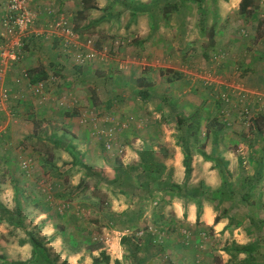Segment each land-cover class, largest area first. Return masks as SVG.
Returning a JSON list of instances; mask_svg holds the SVG:
<instances>
[{"label": "rangeland", "instance_id": "1", "mask_svg": "<svg viewBox=\"0 0 264 264\" xmlns=\"http://www.w3.org/2000/svg\"><path fill=\"white\" fill-rule=\"evenodd\" d=\"M171 1L180 2V0ZM253 1L254 5L252 6L254 8L251 10L255 14L252 19L257 20V31L255 28L247 30L244 25L250 23L238 12L229 14L226 17L222 16L217 1L211 2L210 0H205L204 2L205 8L208 9V12L204 15L199 13L195 2H188L187 8V5H184L177 11L168 7L167 13L163 14L160 10L166 2L165 0H158L153 9V17H150V15L149 17L145 16L144 13H139V16L136 17L129 16L128 24L134 23L136 29L134 30L133 28L131 29L133 31L127 33L125 31L114 32L112 27L107 28L110 22L102 23L100 27L99 24L91 23L96 20L97 15L88 16L87 19L88 21L90 20L89 22L92 25H88L89 27L86 28L82 24H85L87 19L83 20V17L75 14L69 4H66L63 9L58 11L63 12L69 18L72 27L80 34L82 39L90 38L94 42V46L97 45V42L99 44L113 45L115 51H112V49L107 51L106 56H109V61L107 64L102 65L103 69L101 71L102 76H105L103 80L109 86L112 83L110 80L113 81L120 74L124 76L123 80L127 82V85L131 84L127 73L121 72V69L116 66L112 67L110 62L112 58H115L114 53L116 55L121 53V57L126 58V44H131L130 42L137 40L138 43L136 45L139 48L143 46V42L146 40L143 39L146 36L143 33L146 25L151 28L148 36H152L153 40L158 38L163 41L167 52L165 55L147 52L140 55L139 58L150 56L155 60L157 58L160 59L167 65L160 70L171 73V75L178 74L181 77L180 74H184V70H186L185 74L189 76V80L194 78L195 83L191 86V90L188 93L182 94L184 96L183 105H186L183 108L178 105L181 103L179 99L171 100L172 98H169L164 103V108H166L164 110L166 111L163 112V119L161 117L151 118L153 115L149 116L150 110L148 107L137 105L139 101L130 92L132 89L130 88L131 90H129L127 88V91L130 92L129 100L131 102L134 101L138 111H135L132 115L125 116L112 127L104 126L103 124L104 122H109V120L101 121V127L96 133L97 135H92L96 137L93 146L96 148L97 158L92 162L86 161L88 167H93L91 172L97 174L96 176L87 174L85 168L79 165L80 163H77L80 160H84L83 156H77L76 163L66 167L67 163L73 161L62 160L61 158L57 160L56 156L43 155L45 156L44 160H46V164H44L46 169L41 167L46 172L44 174L51 173L55 177L52 178L53 181L49 177L45 178L42 174L32 178L33 175L29 176L31 173L27 172L29 170L26 171L21 165L23 161L29 160L25 159V156L16 157L11 165L17 172L18 187L24 193V202L32 198L31 183L33 184V180H35V190H38L39 196H43L42 199L50 195L56 200L49 208L53 227L50 231L46 229L45 232L50 233H43V229L35 225V234H39L46 239L45 243L48 251L46 250L44 253L48 257L57 256L58 261L61 262L64 251L67 253L85 251V254H88L90 253L88 248H91L92 244H100L113 259L123 253L125 257H123V262L120 264H137L132 263L127 257L130 256L129 246L136 244L138 246V257L142 260V263L138 264H234L232 261H237L235 257L227 259L224 248L233 251L235 243L243 242L239 237L240 233L246 231L248 234L246 235L247 238L255 237L254 235H257L259 228L258 225H254L247 220V212H251V209L246 203L251 202L252 204H249L254 205L257 199L260 201L264 200V191L258 194L254 191L255 188H251L252 192L250 194H244L242 190L247 176L251 175L252 169L255 167L252 162V156H257V154L264 156V139H260L259 142L255 129L250 130L252 126L256 128L258 123L264 126V117H258L254 113L256 107L252 105L255 103L254 101L251 105L244 104L245 97L239 95V93L233 96L229 92L216 91L212 96L205 98L204 96L209 94L208 91L207 94L199 96V92H204L201 89L204 86L202 83L200 85L198 83L201 80L205 85H208L207 83L211 82L212 79L233 80L232 74L227 76L224 74V65L227 60L228 66H231V58L235 60V63L238 62L240 54L238 49L229 45L233 43V45L237 46L244 41L260 43L264 40V34L259 33L260 30L264 29V0ZM77 3V1L73 2L76 5ZM111 9L120 24L127 20L125 15L120 18L121 12L125 9L121 10L119 5L115 4L111 5ZM37 22L39 23L38 25ZM45 23L46 25L41 20H37L35 22V31L32 26L27 36L19 40L21 53L22 49H25L30 42L27 41L26 43L25 40L27 38H33L36 45L42 44L46 46L47 41L52 42L51 37L46 38L44 35L48 25L47 22ZM261 37L263 38L261 39ZM115 41L119 43L114 44ZM56 46L59 47L57 43ZM116 46L123 48L120 50ZM225 47L228 48L226 49ZM118 49L120 51L116 52ZM61 52L67 53L63 49ZM61 52L59 53L62 54ZM178 68L184 70L179 71ZM231 70L234 72L233 69ZM57 73L54 67L49 76L55 75L57 80L51 82L55 83L58 81L60 74ZM199 73L204 75L202 79L198 76ZM172 92L173 90L171 89ZM194 95L197 97H193ZM250 97L248 96V98ZM203 98L205 99L202 100ZM143 99L141 98V101ZM153 99L157 101L156 98ZM97 100L101 102L99 97ZM54 106H60V102L56 101ZM200 106L205 110L196 116L199 121L198 130L193 134L190 145H188L191 159L192 156L199 154L198 151L200 149L210 153L216 130L219 138L218 147L220 153L224 150V152L231 151L235 159L229 179L230 192L223 195L221 199L218 196L214 197L208 194L201 197L203 201L213 205L214 212L218 218L228 219L226 229L218 233L213 230L203 229L198 225L189 226L183 218L177 219L169 205L171 206L173 200H183L185 203L188 201L177 197L163 198L162 193L158 189H152L150 192L146 191L145 188L138 185L139 180L137 179V174L140 170L137 166L138 151L144 146L150 145L154 148L153 150L156 151L154 156L158 162H169L172 159V163L175 164L176 156H180L178 160H181L184 156L183 145H186L184 139L185 125L187 121L194 118L195 114L192 112ZM139 107L141 110H147V119L145 115L140 114ZM207 109L215 111L208 116ZM246 110L248 111L247 113H245ZM180 112L184 113L186 118L182 127L178 125L176 120ZM58 114L60 115V113ZM248 115L251 116L250 119H248ZM39 120L41 119H37V121ZM43 120H45V123L49 122L51 128L55 119ZM40 123L39 125L35 123L37 128L35 133L39 134V140L36 141L37 149L44 151L45 154H54V146L48 143L53 129L51 132L45 131L42 122ZM109 129H112V131L109 132ZM54 134L61 136V133H53L52 137L55 136ZM64 138L67 137L63 136ZM107 142H110L111 148L106 147L105 144ZM27 145L30 144L22 143L21 141L20 146L26 147L20 149L22 151L30 150ZM55 147L57 148L58 145ZM161 147L162 150L159 152ZM176 147H179L177 148L179 152ZM199 156L201 155L199 154ZM119 162L129 168L128 179L125 184L122 183L121 185L120 183L112 182L117 177L116 165ZM82 164L85 165V163ZM40 166H43L42 162L35 163L36 174L41 173L42 170H39ZM172 170L173 168L171 167V169L156 172L154 176L158 181L172 180L174 178ZM246 171L249 172L248 175ZM166 172L170 173L167 174ZM145 180L147 181L148 178L146 177ZM201 182H204L207 187L214 190L216 187L218 188L215 185L219 183L220 186L221 177L217 174V177H214V179L210 178L207 183L198 181V177L192 174L187 179L190 187L196 186ZM253 183L256 184V187L260 183L261 188L264 189V177ZM43 188L45 189L43 190ZM62 204H65V206H62ZM259 216L264 218L263 210ZM24 225L25 227H13L10 225L6 227V235H0L2 236L0 239V254L5 255L6 259L8 258L1 264H11L13 259L22 258L31 250L29 244L23 246L18 243L20 238H27L26 232L28 227H31L29 223H24ZM57 237L62 238L60 252L53 249L52 243L48 244ZM97 252L94 251V255ZM82 261L83 257H81L79 263H83ZM246 263L264 264V256L259 254L254 259H248Z\"/></svg>", "mask_w": 264, "mask_h": 264}, {"label": "crops", "instance_id": "2", "mask_svg": "<svg viewBox=\"0 0 264 264\" xmlns=\"http://www.w3.org/2000/svg\"><path fill=\"white\" fill-rule=\"evenodd\" d=\"M74 1L78 2L77 5L73 4ZM139 1L146 3L150 0ZM216 1L221 11L220 14L225 17L229 14L238 12L239 4L241 2V0ZM111 2H115L113 4L119 5L121 10L124 9L118 0H28V7L35 16L33 23L34 31L35 22L37 20H41L42 23L46 25L45 22L48 23L53 18L54 14L63 9L66 4H69L71 8H73L72 10L75 14H79L80 17H83V20L87 19L88 16L90 17V15H97V19L104 14L105 18L102 21L96 22L93 20V22H91L96 23L97 25L99 24V27L102 23L110 22L107 28L112 27L114 32L125 31L127 33L133 31L131 30L133 28L135 30L136 27L134 23L128 24L130 9L128 8L121 12L120 18L125 15L127 20H125L123 24H120V22L116 20V17H114L115 13L111 9ZM0 6L1 19L6 12V3L0 0ZM90 6L96 7L92 8ZM144 14L149 17V12L146 11ZM254 14L255 12L252 11L248 18L243 17L248 23H250L244 25L247 30L255 28L257 31V20L252 19ZM258 15L260 14L258 13ZM79 20L82 21L80 18ZM89 21L87 19L82 26L85 25L87 28L89 27L88 25H92ZM38 24L39 23L37 22V25ZM150 30L151 28L146 25V29L143 32L146 35L143 39L146 40H144L143 46L139 48V46L136 45L138 43L137 40L130 42L131 44H126V58H122L121 53L119 55L114 53L115 58H112V61L110 62L112 67L116 66L121 69V72L127 73L128 80L131 81V84L128 85L127 82L123 80L124 76H122V74L116 76L113 81L110 80L112 82L111 86L103 80L105 76H102V65L107 64L109 61V56H106V53L109 50L111 51V49L112 51H115V49L113 45L105 43L99 44L98 42L96 46L102 55L79 65L74 62L71 53H66L67 55L62 53V49L57 47L55 42L52 43V41L51 44L47 41L46 46H43L42 44L36 45L33 38H27L25 40L26 43L27 41L30 42L25 49H22L21 59L17 61L15 65L10 66L5 73H0V94L3 89L6 88L8 90V96L5 101H0V205L10 211H14L16 207L21 209L22 212L20 219L25 224H30L31 227H28V230L35 231V225H38L43 229V233H50L45 232L46 229L47 231H50L53 227L49 208L56 202V200L50 195H48L47 198L42 199L43 196H39L38 190H35V180H33V184L31 183L32 198L28 199L27 202L26 200L24 202V193L20 191L18 187L19 180L17 178V172L11 165L16 157L19 158V156H25V159L30 161V167L28 169L30 172H27L29 174L31 173L29 176L33 175L32 178L38 177V175L42 174L45 178L49 177V179L53 181L52 178L55 176L51 173L44 174L46 172H44V168H41L42 166L39 167V170H42L41 173L36 174L35 163L42 162V164H46V160H44L45 156L43 155H53L56 156L57 160L61 158L62 160L67 161H72L74 155L79 157L83 156L84 160L80 161L85 163V166H87L86 161H94L97 158L96 148L93 146L96 137L92 135H97L96 133H98L101 127V121L109 120V122H104L103 124L104 126L112 127L114 124L119 123L125 116L132 115L135 111H138V108L134 105V101L131 102L129 100L130 92L133 96H136L139 101L137 105L140 104L141 106L143 105V107H148L150 110L149 116L153 115L151 118L164 117L163 112L166 111L164 110L166 109L164 108V103L168 101L169 98H172L171 100L179 99L181 103L178 105L182 108L186 106L183 105L184 96L182 94L188 93V91L191 90V86L195 83L194 78L189 80V76L185 74L187 71L182 68H178L179 71H185L184 74H180L181 77L178 74L171 75V73H166L165 71L160 70L167 65L158 58L156 60L152 59L150 56L139 58L140 55L147 52H154V54L159 55L160 53L165 55L167 52L163 41H160L158 38L157 40H153L152 36H148ZM259 33L264 34V29L260 30ZM262 38L263 37H261V39ZM118 43V41H115L114 44ZM121 43H123V41H121ZM229 46H234V48L238 49L240 54L238 62L235 63V60L231 58V66H228L227 60L224 65V74H226V76L232 74L233 80L224 79L223 81L221 79H212L211 82L207 83L208 85H205L204 82H201L200 80L198 85L202 83L204 88L201 89L204 90V92H199L198 95H205L208 91L209 94L205 95V98L212 96L216 91L229 92L233 96L239 93V95L245 97L244 104L247 103L251 105L254 101L255 103L252 104L256 106L254 113L258 115V117H264V40L260 43L244 41L237 46L231 43ZM116 47L119 48V46ZM122 48L120 47L119 49L121 50ZM225 48L227 49L228 47ZM119 49L116 52L120 51ZM58 50L62 54H60ZM54 67L58 72L57 74H60L58 77L59 79L55 83L49 82L46 87L47 92L45 97L39 98L31 89V84H35V81L39 79H47L50 72L54 70ZM231 69H233L234 72H232ZM26 73L29 74L31 81L25 76ZM198 76L201 79L204 77L201 73H199ZM229 85L231 86L228 88ZM127 88L132 90L128 92ZM171 89L173 90L172 93ZM139 94L144 96H140ZM248 96L251 97L248 98ZM98 97L101 102H98ZM193 97L196 98L197 96L194 95ZM141 98H144L143 101H141ZM153 98H156L157 101ZM56 101H62V106H54ZM139 109L140 114L145 115L147 119V110H141L140 107ZM203 110L205 109L200 106L192 113L198 115V113L200 114ZM214 111L215 110L212 109L206 110L208 116ZM58 113H60V115ZM178 115L185 116L182 112L178 113ZM39 118L41 120L37 121ZM43 119H55L53 120V126L51 122L52 127L50 128L49 122L45 123V120ZM40 122H42L45 131L51 132L53 129L48 143L54 146V154H45L44 151L37 149L36 141L39 140V134L35 133L37 129L35 123L39 125L41 124ZM254 129L260 142V139H264V126L261 123H258L256 128L252 126V129L250 130L252 131ZM53 133H61V136L59 137L54 134L55 136L52 137ZM63 136H66L67 138L63 139ZM21 141L22 143L30 144L31 146L27 145L30 150L22 151L20 148L26 146H20ZM56 145H58L57 148L55 147ZM177 148L179 147H176V150L179 152V149ZM224 151H221V154L229 161L228 168L230 172H232L235 160L233 157L234 154L231 151ZM259 155L260 154L252 156V162L255 164V167L252 169L253 171L251 172V175L247 176L242 190L244 194H250V192H252L251 188H255L254 191L258 194H261V192L264 191V189L261 188L260 183L258 187L253 183L264 177V156ZM183 157L179 161L178 159H180V156H176L177 162L175 161V164L172 163V159H170L169 162L167 161L168 163L166 161L162 162L165 165L164 170L171 169V167L173 168L172 173L174 178L172 180L176 183H182L184 179ZM72 165L74 164L71 162L67 163L65 166L70 167ZM87 168L90 167L87 166ZM191 168V174L197 176L198 181H205L206 183L210 178L214 179V177H217V174H219L217 169L214 168V163L205 160L202 156H199V154H197V156H192ZM90 169H93V167ZM246 172L248 175L249 172ZM166 173L168 174L170 172ZM215 186L219 187V183ZM44 189L45 188H43V190ZM249 203L252 204L251 202L246 203L251 209V212H247V220L250 223L259 226L258 232L257 235H254L255 237L251 238L246 237V235H248L246 231L240 233L239 237L243 242L238 243L246 244L249 242H256L258 244V247L254 252V257L256 258L259 254L264 256V218L259 216L261 215L262 210L264 211V200L260 201L257 199L254 205H250ZM169 207L173 209L177 219L183 218L185 223L189 226L198 225L203 229L213 230L215 233L221 232L228 222L227 218H219L215 223L214 220L216 214L214 212V207L211 203L205 201L202 202V213L198 220L195 202L188 201L185 203L183 200H173ZM25 209H27L28 212L25 211ZM9 226L10 224L5 217L0 214V235H6V227ZM2 236H0V239ZM254 238H256V240H254ZM61 241L62 238L57 237L48 244L52 243L51 245H53V249L60 252ZM26 244L28 243H25L23 246H26ZM91 255H94V251H90L88 254H85V251L70 253L64 251L61 261L66 259L67 264H78L81 257H83V263L79 264H92ZM30 256L31 250L28 251L26 256L19 259H13V261L25 260ZM123 257L125 256H123L122 253L115 256V259H118L120 263H122ZM225 257L227 259L233 258L226 252ZM247 257L246 253H238L235 257L237 261L233 260L232 262L234 264H245L248 260ZM7 259H0V264L4 263V260ZM115 259L110 257V264H114Z\"/></svg>", "mask_w": 264, "mask_h": 264}, {"label": "trees", "instance_id": "3", "mask_svg": "<svg viewBox=\"0 0 264 264\" xmlns=\"http://www.w3.org/2000/svg\"><path fill=\"white\" fill-rule=\"evenodd\" d=\"M158 0H150L149 2H141L139 0H118V2L122 5L124 9H130V16L136 17L139 13L149 12L150 17H153V9L155 4ZM211 2H215L216 0H210ZM166 4L162 6L160 12L163 14L167 13V8L171 7L173 9H180V7H184V5H187L188 2H195L197 3V7L200 14H206L208 12V9L205 8V0H180L170 2V0H165ZM85 3V2H84ZM112 4L115 2H111ZM111 4V5H112ZM252 5H254L253 0H241L239 4L238 13L242 15L245 18H248L252 13V8H254ZM92 8H95L96 6H90ZM188 5L186 6V8ZM86 8V7H84ZM105 18V15L102 14L99 18H97L96 22H100ZM201 21V20H200ZM155 28V26H153ZM214 28V27H213ZM212 31V30H211ZM212 33V32H211ZM140 95V94H139ZM144 96V95H140ZM197 114L194 115V118L190 121H187L185 132H184V139L186 141V145H183L184 148V157H183V166H184V181L182 183H176L171 179H167L165 181H158L154 174L156 172H161L165 169V165L162 162H158L154 156L156 153L154 148L150 145L144 146L141 150L138 151V168H140L137 179L139 180L138 185L140 187L145 188L147 191H151L152 189H158L159 192L162 193L163 198H182L186 199L187 201L195 202L196 204V215L197 220L200 218L202 213V202L201 199L204 195H211L214 197L222 198L223 195H226L230 192V175L231 172L228 168L229 161L225 159L224 156L219 151V138L217 137V130L215 131V136L213 137V142L211 146L210 153L205 152L204 150H199L198 153L208 161H212L214 163V168L217 169L219 176L221 177V184L216 189H211L206 186L204 182H201L197 186H189L187 183V179L189 178L191 174V155L189 152V146L191 137L194 133L198 130L199 121L196 119ZM176 120L178 122V125L182 127L183 122L186 120L185 117L182 115H178L176 117ZM219 130V129H218ZM161 149L159 152H161ZM77 156H73V164L76 163ZM77 163H80L83 168L87 171V174L96 176L97 174L92 173L90 168H87L84 164H82L81 161H78ZM44 168L45 165L42 164ZM116 169L117 173V179L114 178L112 182L115 183H122L125 184V182L128 179L129 176V168H126L124 164L118 163ZM136 168V169H138ZM148 178L146 181L145 178ZM143 178V179H142ZM22 210L16 207L14 211H10L9 209L3 207L0 205V214L5 217L7 222L12 225L13 227H25L24 223L20 219ZM219 220L218 216L215 217L214 222L216 223ZM227 225L224 227L226 229ZM27 238H20L18 240L19 245H24L25 243H28L31 245V256L25 260H17V261H11V264H67L66 259H64L61 262H58L57 256H52L53 258L48 257L44 251L47 250L46 243L43 237H41L39 234H35L34 230H27L26 232ZM258 247V244L256 242L252 243H246V244H236L233 247L234 250H228V248H224L225 252L230 254L231 257H236L238 253H246L248 259H254V252L256 251ZM90 251H98L97 255H91L92 264H110V255L106 253L105 249L102 248L100 244L91 245V248H88ZM48 251V250H47ZM129 255L127 256L132 263H142V260L138 257V246L131 245L129 246ZM0 259H6V256L3 254H0ZM114 264H120V261L118 259L114 260Z\"/></svg>", "mask_w": 264, "mask_h": 264}, {"label": "built area", "instance_id": "4", "mask_svg": "<svg viewBox=\"0 0 264 264\" xmlns=\"http://www.w3.org/2000/svg\"><path fill=\"white\" fill-rule=\"evenodd\" d=\"M6 3V12L0 19V73H5L10 66L21 59L22 53L20 41L27 36L28 31L33 26L35 16L28 7V0H2ZM46 38L51 37L58 46L65 52H72V58L79 65L89 62L102 53L94 46L90 38H84L77 33L71 25V21L63 12H56L53 18L48 22L47 29L44 31ZM25 76L30 80L28 73ZM57 76L50 75L47 79H39L35 84H31V89L39 98H44L46 87L49 82L56 81ZM8 96V90L5 88L0 94V101H5ZM227 100V98H225ZM63 102L60 101V105ZM248 111L246 110L245 113ZM250 119V115H248ZM249 124V122H248ZM112 129H109L111 132ZM110 142L105 145L110 147ZM22 168L26 171L30 167L29 161L21 163ZM65 206V204H62Z\"/></svg>", "mask_w": 264, "mask_h": 264}]
</instances>
